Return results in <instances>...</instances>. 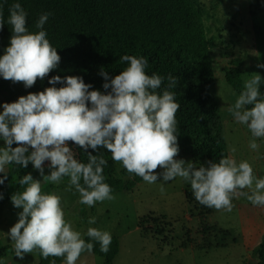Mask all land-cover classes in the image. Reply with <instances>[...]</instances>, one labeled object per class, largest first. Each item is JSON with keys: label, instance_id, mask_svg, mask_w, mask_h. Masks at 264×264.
Listing matches in <instances>:
<instances>
[{"label": "clouds", "instance_id": "9594fccd", "mask_svg": "<svg viewBox=\"0 0 264 264\" xmlns=\"http://www.w3.org/2000/svg\"><path fill=\"white\" fill-rule=\"evenodd\" d=\"M9 13L7 23L13 35L0 56V76L31 87L60 61L43 30L51 13L40 14L35 22L40 29L37 32L26 27L27 13L20 3L12 4ZM4 22L0 13V27ZM120 60L127 66L119 74L109 78L107 72L100 73L105 78L103 88L110 89L106 93L89 90L91 86L79 76H66L63 81L53 76L49 84L61 82L62 87H47L3 104L0 138L6 146L0 148V173L5 176L0 177V184L6 179L7 165L27 167L31 162L46 181L55 184L68 177L66 190L74 188L81 204L91 207L114 199L112 189L104 182L103 166L107 161L88 153V162H79L68 146L72 141L85 150L106 148L114 162L149 184L182 178L190 183L195 199L209 208L231 212L232 199L239 195L246 196L254 206H264V178L254 176L249 162L237 163L234 157L225 156L218 162L209 161L207 167H197L175 158L179 151L176 113L180 105L168 89L177 85V78L169 74L167 86L160 93L157 90L164 77L146 74L148 61L144 57L123 55ZM257 66L264 68V64ZM261 79L255 73L246 80L244 90L228 108L234 120L246 125L254 138H264V97L258 90ZM14 142L17 147H12ZM249 147L255 151L259 145L253 139ZM235 151V147L230 148V152ZM45 161H50L52 169L47 176L43 171ZM158 168L163 169L159 174ZM19 185L26 187L10 199L22 211L7 233L15 256L23 259L24 254L39 250L44 259L65 257V264H76L82 253H92L93 243L66 222L58 195L42 194L41 182L31 174L22 176ZM246 188L251 194L242 191ZM95 221L90 217L88 223ZM86 235L99 243L101 252H108L112 242L109 232L89 227Z\"/></svg>", "mask_w": 264, "mask_h": 264}, {"label": "rangeland", "instance_id": "374dc122", "mask_svg": "<svg viewBox=\"0 0 264 264\" xmlns=\"http://www.w3.org/2000/svg\"><path fill=\"white\" fill-rule=\"evenodd\" d=\"M197 1L203 10L205 36L211 40L209 55L214 62V93L228 156L234 157L237 163L249 162L254 176L264 178V138H254L246 125L234 120L228 108L234 105L239 94L225 80V69L230 60L241 61L243 86L255 73L259 74L262 79L258 90L264 97V68L257 66L264 64V4L254 21L249 14L253 0ZM53 76H59L63 81L58 65L44 79L38 78L31 87L0 76V112L4 103L15 102L20 96L38 93L47 87H62L61 82L49 84ZM253 139L259 145L255 151L249 147ZM5 146L0 138V148ZM231 147H235L234 153L230 152ZM175 158L193 162L190 156ZM193 163L197 167H207L206 162ZM49 164L50 161L44 162L45 176L52 170ZM113 168L114 177H121L122 164L114 162ZM9 169L7 165L5 171ZM156 171L159 174L163 169ZM29 174L41 182L42 194L60 197L66 222L79 231L82 238L89 227H94L109 232L118 240V253L110 264H258L254 250L264 240V206H254L246 196L233 197L231 212L216 210L200 204L190 183L176 177L168 182L158 180L152 184L143 181L130 191L111 193L114 199L89 207L79 203V194L74 188L66 190L68 177L54 184L44 180L35 168ZM24 187L19 185L18 177L12 175L9 190L0 196V255L4 253L0 264L38 263L35 250L24 254L22 263H17L20 258L15 256L13 242L7 235L22 211V208L13 206L10 198L15 192H22ZM242 191L251 194L247 188ZM90 217L96 218L94 224L88 223ZM160 229L162 232L156 233ZM187 241L189 247L181 248ZM7 246L10 247L9 252L4 251ZM76 264H104V260L85 252Z\"/></svg>", "mask_w": 264, "mask_h": 264}, {"label": "trees", "instance_id": "16d2710c", "mask_svg": "<svg viewBox=\"0 0 264 264\" xmlns=\"http://www.w3.org/2000/svg\"><path fill=\"white\" fill-rule=\"evenodd\" d=\"M14 3H20L26 11V27L30 32L40 30L35 27L40 14L51 13L43 30L60 56L58 67L62 79L79 76L91 86L89 90L106 93L110 89L103 88L105 78L101 71L107 72L109 78L114 77L127 66V62L120 60L121 56H142L148 61L146 74L164 77L158 92L166 88L169 74L178 80L174 88L168 89L175 93L180 105L176 113L179 148L176 157L190 156L193 162L208 165L209 161L218 162L228 156L214 93V62L209 55L211 40L205 36L203 10L197 0H0V13L5 21L0 27V56L13 35L7 20ZM263 4V0H253L250 4L249 14L254 21ZM242 65L241 61L231 59L225 69V80L237 94L244 90ZM68 146L79 162L87 163L88 153L107 161L103 176L111 193L130 191L143 182L141 177L124 168L120 171L121 177H114V161L106 148L85 150L72 141ZM28 148L30 153L31 146ZM9 166L6 179L0 184V196L9 190L10 176L20 179L34 169L31 162L27 167ZM3 176L5 174L1 173L0 177ZM139 225L142 227L141 222ZM161 232L162 229L156 230V233ZM83 239L93 243L92 253L102 257L104 264H110L118 253L119 244L115 238L107 253L101 252L99 243L91 241L87 235ZM188 242L181 248L189 247ZM5 250L9 252L10 247H4ZM35 251L38 264H59L65 260V257L51 256L44 259L39 250ZM254 253L258 264H264V240Z\"/></svg>", "mask_w": 264, "mask_h": 264}, {"label": "crops", "instance_id": "0c3cea01", "mask_svg": "<svg viewBox=\"0 0 264 264\" xmlns=\"http://www.w3.org/2000/svg\"><path fill=\"white\" fill-rule=\"evenodd\" d=\"M37 262H38V261H37ZM37 262H36V263H37ZM17 263H22V260L20 259L19 262H17ZM37 264H38V263H37Z\"/></svg>", "mask_w": 264, "mask_h": 264}, {"label": "water", "instance_id": "95a60500", "mask_svg": "<svg viewBox=\"0 0 264 264\" xmlns=\"http://www.w3.org/2000/svg\"><path fill=\"white\" fill-rule=\"evenodd\" d=\"M62 263H63V261L60 262V264H62Z\"/></svg>", "mask_w": 264, "mask_h": 264}]
</instances>
